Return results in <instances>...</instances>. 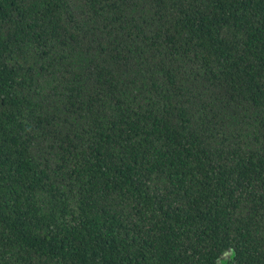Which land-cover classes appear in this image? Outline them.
I'll list each match as a JSON object with an SVG mask.
<instances>
[{
    "label": "trees",
    "instance_id": "1",
    "mask_svg": "<svg viewBox=\"0 0 264 264\" xmlns=\"http://www.w3.org/2000/svg\"><path fill=\"white\" fill-rule=\"evenodd\" d=\"M0 264H264V0H0Z\"/></svg>",
    "mask_w": 264,
    "mask_h": 264
}]
</instances>
